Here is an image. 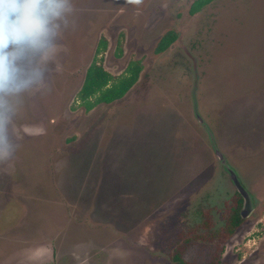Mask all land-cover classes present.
<instances>
[{"label": "rangeland", "instance_id": "374dc122", "mask_svg": "<svg viewBox=\"0 0 264 264\" xmlns=\"http://www.w3.org/2000/svg\"><path fill=\"white\" fill-rule=\"evenodd\" d=\"M192 1L72 0L44 80L11 101L19 147L0 162V264H175L165 256L181 240L187 264H208L210 247L179 234L222 166L192 91L197 77L229 165L256 153L245 130L264 110V0H214L195 15ZM170 32L181 37L157 52ZM95 53L114 78L132 61L142 70L121 99L88 110L79 93ZM247 223L227 264H264V204Z\"/></svg>", "mask_w": 264, "mask_h": 264}, {"label": "flooded vegetation", "instance_id": "af4514ba", "mask_svg": "<svg viewBox=\"0 0 264 264\" xmlns=\"http://www.w3.org/2000/svg\"><path fill=\"white\" fill-rule=\"evenodd\" d=\"M196 1H192L189 6L192 15L200 13L214 0L192 13ZM180 37L181 35H177L167 49ZM180 48L187 57L191 55L186 46L181 45ZM96 57V53L94 57H91L90 66L96 61ZM255 124V129L252 130L254 134L250 129L245 130V145L256 148V153L244 154V163L239 166L231 164L228 170L224 166H219L218 172L206 191L192 205L191 212L185 217L184 228L179 233L188 235L187 239L191 241L196 239L199 243L205 242L210 247L208 264H227L222 260L225 246L233 237L245 232L244 227L251 223L247 221L251 220L264 204V110L256 119ZM251 135H253L252 138ZM246 149V151L250 150L248 147ZM251 156H255L254 159L250 158ZM21 240L24 241L25 246L19 242V249H17L19 256L23 253L26 255L29 250V240L23 238ZM181 243H184L183 240L171 250L170 256H165L168 261L175 264H187V261H184L177 251L180 250Z\"/></svg>", "mask_w": 264, "mask_h": 264}, {"label": "clouds", "instance_id": "9594fccd", "mask_svg": "<svg viewBox=\"0 0 264 264\" xmlns=\"http://www.w3.org/2000/svg\"><path fill=\"white\" fill-rule=\"evenodd\" d=\"M72 10V0H0V162L19 147L9 139L11 101L44 80L42 62L55 52L59 21L67 26Z\"/></svg>", "mask_w": 264, "mask_h": 264}, {"label": "trees", "instance_id": "16d2710c", "mask_svg": "<svg viewBox=\"0 0 264 264\" xmlns=\"http://www.w3.org/2000/svg\"><path fill=\"white\" fill-rule=\"evenodd\" d=\"M212 0H197L193 5L192 13L198 11L204 4ZM177 35L173 32L167 33L160 40L156 51L161 53L176 39ZM102 47H106L101 43L98 53ZM97 53V54H98ZM142 66L139 61H132L128 64L125 73L114 78L96 61L87 70L84 83L80 90L79 96L82 103L88 110H91L101 103H112L121 99L137 82Z\"/></svg>", "mask_w": 264, "mask_h": 264}, {"label": "water", "instance_id": "95a60500", "mask_svg": "<svg viewBox=\"0 0 264 264\" xmlns=\"http://www.w3.org/2000/svg\"><path fill=\"white\" fill-rule=\"evenodd\" d=\"M197 91H198V79L197 77H195V83H194V88L192 91V100H193V110H194V115L197 118V120L204 126V128L207 130L208 134H209V139L211 141V143L213 144V149L215 151V154L217 155V157L219 158L221 165L224 166L227 170L229 168V164L227 163L224 155L221 153V151L217 148L216 144H215V140L213 137V133L211 131V129L208 127V125L205 123L204 119L202 118V116L199 113V109H198V102H197Z\"/></svg>", "mask_w": 264, "mask_h": 264}]
</instances>
